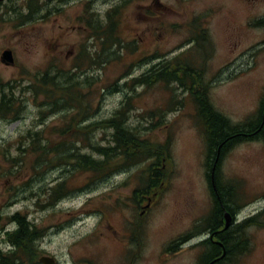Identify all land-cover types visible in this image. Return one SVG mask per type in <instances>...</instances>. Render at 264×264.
Masks as SVG:
<instances>
[{
	"label": "rangeland",
	"instance_id": "obj_1",
	"mask_svg": "<svg viewBox=\"0 0 264 264\" xmlns=\"http://www.w3.org/2000/svg\"><path fill=\"white\" fill-rule=\"evenodd\" d=\"M122 2L126 3L121 19L124 48L117 59L110 54L101 68L88 67L87 57L84 59L86 68L79 80L93 84L91 90L81 92V109L92 107L91 121L96 123L118 110L126 97L134 96L128 123L141 129L143 138L166 144L167 150L160 152L161 183L150 203L138 199L135 192L138 175H146L145 164L97 179L81 171L67 173L53 156L36 169L31 159L15 166L8 158L17 155L18 142L27 141L24 137L29 130H43L50 144L67 139V135L56 133L62 130L61 116L40 114L37 104L43 96L34 99L22 87L32 88L34 76L51 65L69 67L81 46L95 55L99 45L91 39L87 12L102 16ZM26 14L30 19L20 23V16ZM262 15L264 0L1 2L0 58L3 51L10 50L14 63L6 65L0 59V86L3 83L7 89V84L11 85L14 98L25 101V107L20 119H0V238L6 229L15 227L8 217L20 212L42 233L39 257L53 258L54 264H198L205 248L199 242L207 238L200 222L212 206L207 175L214 161L212 147L208 155L206 152L200 127L204 125L197 119L187 87L180 89L169 82L150 88L136 86L131 91L125 84L157 63L159 67L180 58L196 70L202 86H207L201 89L200 85L199 90L231 123L253 120L264 96V29L257 26ZM201 33L211 45L199 40V49L191 43ZM185 72L187 79L194 77L191 69ZM178 77L184 81L183 75ZM82 117L67 123L68 138L85 142V133L71 129ZM109 134L108 129L97 127L89 135L98 142L108 139ZM258 136L264 135L261 132ZM85 152L92 154L91 149ZM217 171V188L226 186L224 180L229 179L237 183L241 195V209L238 205L228 207L236 209L234 226L264 212L261 138L234 142L222 154ZM69 175L74 191L49 205L48 191L67 181ZM238 232L241 236V227ZM247 232V254L236 263L229 262L237 260L230 256L226 264H264V225L249 227Z\"/></svg>",
	"mask_w": 264,
	"mask_h": 264
},
{
	"label": "trees",
	"instance_id": "obj_2",
	"mask_svg": "<svg viewBox=\"0 0 264 264\" xmlns=\"http://www.w3.org/2000/svg\"><path fill=\"white\" fill-rule=\"evenodd\" d=\"M63 1V0H60ZM67 1V0H66ZM125 2L116 4L109 8L102 16L98 12L89 11L87 16V23L91 31V39L99 45V49L95 55L86 53L85 45L81 46L78 56L69 67L51 65L41 75L34 76V83L32 88L23 86L25 93H30L35 99L37 96H43V100L37 104L40 114L54 115L60 113L67 115V122L76 121L75 117L89 114L90 107L84 106L82 111L81 106L83 100L81 92L84 88L91 90L93 82L87 81L83 83L79 80L82 78L81 71H84V59L89 63L90 68L94 66L104 67L105 63L109 61L110 54L115 58H119L124 48V40L122 39L121 19L125 8ZM30 14L20 16V23L28 21ZM200 36L203 38V34ZM205 41V40H204ZM153 57H158L154 54ZM189 63L181 62L180 58L172 59L163 63L158 67V63L152 66L148 71L142 75L132 78L129 83L126 82L131 91L136 86H143L145 88L153 87L157 83L169 84L174 82L180 89H186L193 100L195 106L197 119L204 126L203 137L205 141L206 152L213 149V157L222 154L234 142L239 140L261 138L264 142V136L259 137L258 134L262 132L264 135V96L261 98L260 106L257 109L255 118L239 123H231L230 120L222 113H220L211 104L207 95L202 93L198 87L202 86L200 79H195V82L186 78V70ZM183 74V80H180L177 75ZM187 80H190V85H187ZM193 80V79H192ZM179 84H178V83ZM185 82V83H184ZM0 94V119L6 121H15L21 118L24 112V102L20 98L16 99L13 96L11 85L7 84V89H4V84H1ZM17 85L21 84L17 82ZM196 90V92H194ZM134 96L126 97L121 107L113 112L107 118H102L96 125L74 126L78 132L83 133L87 128H102L110 131L108 139H100L98 142H85L75 139H67L58 144H50L44 138L43 130L32 131L29 130L26 142L19 141L17 146V155L15 157H8L9 162L18 166L21 163L27 162L31 159V166L33 169L42 167L46 162L50 161L49 156L65 166L67 173L74 171H81L82 173L90 174V176L98 178L109 177L115 173H119L133 166L140 164L146 165V170L158 168L156 164L158 161V152L166 150V144L159 145L157 141L149 138H143L141 129L131 126L128 123V113L131 109L130 100ZM182 101L179 100V104ZM243 123V124H242ZM262 124V125H261ZM67 127H69L67 125ZM241 131L232 134L235 130ZM102 141V142H101ZM85 149H91L92 154L85 152ZM164 154V153H163ZM5 157V155H4ZM153 160V161H149ZM11 174V173H6ZM72 175V174H71ZM67 181L59 183L56 187L51 188L47 194V203L49 205L69 196L74 190ZM150 175H138L139 187L135 191H147L146 184L149 183ZM148 181V182H147ZM226 186L222 184L220 190L215 188L212 193V206L209 214L200 222L203 230H208L206 240L202 241L200 245L204 246V250L198 258V264H226L230 256L236 257L237 260L229 262H238L243 258L249 247V234L247 228L261 227L264 225V212L256 217H249L239 223L236 230L227 229L216 233L215 230L220 227V220L222 219L223 210H228L230 205H238L241 209L240 193L231 190L236 188L237 183L225 179ZM210 184V182H209ZM211 186V185H210ZM228 206V207H227ZM224 207L225 209H222ZM9 221L15 223V229L5 234V240L15 244V249L7 253L0 251V264H38V257L40 250L38 248V241L42 237L40 230L36 228L33 222L27 220L24 214L17 212L8 217ZM241 227V236L238 229ZM215 232V235H214ZM223 252L225 253L223 256ZM222 256L221 260L216 262L215 258ZM218 257V258H219Z\"/></svg>",
	"mask_w": 264,
	"mask_h": 264
},
{
	"label": "flooded vegetation",
	"instance_id": "obj_3",
	"mask_svg": "<svg viewBox=\"0 0 264 264\" xmlns=\"http://www.w3.org/2000/svg\"><path fill=\"white\" fill-rule=\"evenodd\" d=\"M257 26L258 27H260V28H263L264 29V15H262L260 18H258L257 19ZM188 69H191V71H192V74L194 75V77H192V81H195V79H200V76H199V74H197V72H196V70H194L193 69V67L191 66H189L188 67ZM181 75H183V74H181ZM178 76H180L179 74L177 75V77ZM184 76V75H183ZM92 113H93V109H92V107H91V110H90V112H89V114H86V115H83V117L79 120V122H78V126H82V125H90V124H92L93 123V121H91L92 120ZM91 114V115H90ZM90 115V116H89ZM61 118L64 120V122H63V126H60V128H62V130H59V131H57L56 133L57 134H59V135H67L68 136V134H69V132H70V130H68V128H67V126H66V124H67V121L65 120V118H66V116L63 114V115H61ZM82 120V122H80ZM262 125V124H261ZM64 128V129H63ZM71 129H74V126L73 127H71ZM93 127L92 128H90V129H86L83 133H85L84 135H85V139H87V140H89V141H94V139H93V137L91 138L90 137V135H92V133H93ZM241 131H239L238 133H240ZM90 134V135H89ZM243 133H240L239 135H242ZM46 138V137H45ZM47 139V138H46ZM65 140H63V141H61V142H64ZM160 155H158V168H155V169H150V170H144L145 172H146V174H148V175H150V178L148 179V181H149V183H148V185H147V187H146V189H147V191H145V192H142V190H140V191H135V192H137L138 194H139V197H138V199H141V200H147L148 201V203H150V199H151V197H153L154 195H156V191H157V189H158V187H159V185H160V177L162 176V174H161V170H162V163H160ZM220 160H221V156H219V154L214 158V161H213V163H212V167H211V170H210V172H209V175H207V173H206V175H207V177H208V180H209V182H210V185H211V183H212V185H211V189L212 190H214L215 188H217V186H216V177H217V166H218V164H219V162H220ZM156 190V191H155ZM138 202H139V200H138ZM136 204V203H135ZM236 205V204H235ZM225 213H229L230 214V216H231V222H230V227H228L227 229H230V228H232L233 226H234V224L236 223L235 221V217H236V209H229L228 211L227 210H223V212H222V219L220 220V229L219 230H217V232L216 233H219V232H222V231H224V230H227V229H224L223 230V228H224V226H225V223H224V214ZM215 235V234H214ZM8 246H6V248H5V250L6 251H10V248H12V247H14V245L12 244V243H10L8 240H7V243H6ZM219 257V256H218ZM215 258L214 259V261H216V262H218V261H220L221 260V258L222 257H220V258Z\"/></svg>",
	"mask_w": 264,
	"mask_h": 264
},
{
	"label": "water",
	"instance_id": "obj_4",
	"mask_svg": "<svg viewBox=\"0 0 264 264\" xmlns=\"http://www.w3.org/2000/svg\"><path fill=\"white\" fill-rule=\"evenodd\" d=\"M2 1L3 0H0V2ZM0 59H1V62H3L4 64H13L14 62L13 55L10 50L3 51ZM230 222H231V216L229 213H226L225 214V228L229 227ZM39 262L42 264H54V259L48 256H42L39 258Z\"/></svg>",
	"mask_w": 264,
	"mask_h": 264
},
{
	"label": "bare ground",
	"instance_id": "obj_5",
	"mask_svg": "<svg viewBox=\"0 0 264 264\" xmlns=\"http://www.w3.org/2000/svg\"><path fill=\"white\" fill-rule=\"evenodd\" d=\"M238 130H239V128L237 129V130H235L234 129V132L232 133V134H234V133H236V132H238ZM228 207V206H227ZM222 209H225L224 207H222ZM230 227V226H229ZM236 225L234 226V227H232V228H230V229H232V230H235L236 229ZM228 228V227H227ZM220 229V227H218V229L217 230H219ZM217 230H215V232H217ZM215 232H214V234H215ZM208 234H211V232L208 230V232H207ZM5 243H7V240L6 241H0V251L2 252V253H7V252H9V251H6L5 250V248L3 247V244H5ZM11 243V242H10ZM13 244V243H12ZM14 245V247H12V248H10V251H12V250H14L15 249V244H13ZM202 264H206L205 262L204 263H202Z\"/></svg>",
	"mask_w": 264,
	"mask_h": 264
}]
</instances>
